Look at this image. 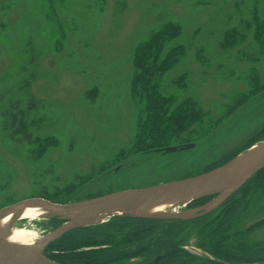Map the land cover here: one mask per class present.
I'll return each mask as SVG.
<instances>
[{
    "label": "rangeland",
    "instance_id": "1",
    "mask_svg": "<svg viewBox=\"0 0 264 264\" xmlns=\"http://www.w3.org/2000/svg\"><path fill=\"white\" fill-rule=\"evenodd\" d=\"M167 24L180 33L162 56L176 47L183 54L159 90L204 117L169 145L194 147L143 158L131 150L140 109L130 96L134 54ZM263 31L264 0H0V211L192 178L261 141L247 146L264 131ZM257 192L220 231L226 254L254 257L234 264H264V190ZM30 223L38 235L55 229ZM195 225L177 244L201 253Z\"/></svg>",
    "mask_w": 264,
    "mask_h": 264
},
{
    "label": "trees",
    "instance_id": "2",
    "mask_svg": "<svg viewBox=\"0 0 264 264\" xmlns=\"http://www.w3.org/2000/svg\"><path fill=\"white\" fill-rule=\"evenodd\" d=\"M179 33L180 30L177 25L167 24L135 50L130 96L139 104L140 109L137 116L135 143L131 149L133 152L142 153V151L167 147L173 142L179 141L180 135L184 131L193 124L200 122L204 117L190 101L172 106L173 97L164 96L159 90L161 77L178 62L183 54V49L176 47L162 56L166 43L176 38ZM261 35L258 33L256 39H264V31ZM263 136L264 131H261L251 137L247 141V146L254 144ZM48 142L51 141L48 140L47 144ZM51 143L54 144V142ZM261 173L263 174L260 181H254V179H258ZM248 181L245 186L252 182L250 185L252 188L257 187L258 183H264V170ZM236 205L235 203L232 207ZM234 211L235 209L231 213L226 211L225 214L232 216ZM156 222L154 219L117 217L100 225L75 229L51 243L46 248L47 254L45 253V256L58 264H185L186 260H182V253L178 249V237L174 235L176 227L170 231L158 233L156 229L158 223ZM215 222L216 220L207 223L202 229V233L211 236L210 232L219 233L222 228H226L228 225V221L222 219L220 225L213 227ZM49 223L56 228L61 221L51 219ZM153 234V243L157 242L155 248L145 247L147 249H143L144 247H140L142 240ZM65 237L71 243L64 240ZM213 243L215 240L210 244ZM91 247L97 249L88 250ZM216 251L218 255H213L219 258L223 257L226 260L237 259L243 262L254 260V257L251 256L250 258L243 256L236 258L234 255L226 254L222 250V244ZM160 253V258L152 263L153 258ZM138 256H143V263L131 261ZM185 258L188 259L189 257L185 256Z\"/></svg>",
    "mask_w": 264,
    "mask_h": 264
},
{
    "label": "water",
    "instance_id": "3",
    "mask_svg": "<svg viewBox=\"0 0 264 264\" xmlns=\"http://www.w3.org/2000/svg\"><path fill=\"white\" fill-rule=\"evenodd\" d=\"M263 140L264 138L261 141ZM194 146V144L187 143L167 146L139 153L138 157H163L170 154L184 152ZM253 146L248 147V149ZM226 164L227 163H225L224 165ZM224 165H221L219 167H222ZM219 167L211 170L208 173L192 178L161 183L145 188L130 189L105 194L80 203H54L40 198L28 199L16 203L13 206L1 210L0 213L10 208L20 209L32 205H41L57 214V216L48 218V221L51 219H57L61 221V224L50 232L45 233L35 246H23L0 240V264H58L47 258L44 254L45 249L51 243L55 242L66 233L75 229L99 225L89 224L87 219H89L90 217H94L99 214H105L109 211L123 208L124 206L133 204L135 202L153 200L169 196L188 195L186 197L188 201L187 203L190 204L200 199L214 197V200L210 205L205 208H199L197 210H202L203 213L211 211L226 199H228L238 189H240L248 180L253 178L257 173L264 169V148L253 158H251L249 161H247L234 171L223 174L214 181L209 179L208 177L211 172L218 169ZM118 169L119 167L115 168L113 172L116 173ZM193 215L194 213L192 215L179 214L176 216L163 217L135 216L134 218L154 220H187ZM119 217L133 218L132 216ZM104 219L106 221L107 219H109V216H104Z\"/></svg>",
    "mask_w": 264,
    "mask_h": 264
},
{
    "label": "bare ground",
    "instance_id": "4",
    "mask_svg": "<svg viewBox=\"0 0 264 264\" xmlns=\"http://www.w3.org/2000/svg\"><path fill=\"white\" fill-rule=\"evenodd\" d=\"M101 45V44H99ZM264 148V140L258 142L251 148L238 153L234 159L227 162L226 165L219 167L211 172L209 179L216 180L219 176L234 171L241 165L253 158ZM188 195L169 196L147 201H139L123 208L109 211L105 214H99L90 217L89 224H102L105 222L104 216L108 215L109 219L119 216H176L179 214L192 215L193 211L186 210ZM57 216L56 213L41 205H32L20 209L10 208L0 213V240L11 242L23 246H35L44 235H38L33 230L28 229L27 224L30 222L44 220ZM113 216V217H110ZM107 219L106 221H108ZM28 221V222H27ZM16 222V223H15ZM26 225L18 226V223Z\"/></svg>",
    "mask_w": 264,
    "mask_h": 264
},
{
    "label": "flooded vegetation",
    "instance_id": "5",
    "mask_svg": "<svg viewBox=\"0 0 264 264\" xmlns=\"http://www.w3.org/2000/svg\"><path fill=\"white\" fill-rule=\"evenodd\" d=\"M263 173L260 174V176H258V179H254L255 180H259L260 178H262ZM252 183V182H251ZM246 185L245 184L238 190V192H235L234 194H232L228 199H226L224 202H222V204L217 207L212 209L211 211H208L206 213H203L202 210L197 211L199 208H205L208 205H210L213 200L214 197H209V198H204V199H200L196 202H192L191 204L186 206V210H191L193 211L194 215L187 219V220H156L158 223L157 224V232L160 233L161 231H170V229L176 227V231L174 233V235L176 237L179 238L180 233L182 232V230H184L185 228L188 227L189 224L193 223L195 225L196 222H198L199 220L202 221L203 218H206L208 215L213 216L210 220L206 221L203 220L200 224V222L193 226V229L195 231V235H196V241H195V245L196 248H198L201 253H195V252H188L187 249L184 246L178 245V249H180V253H182V260H186L185 264H234V262H232L231 260H222V257H217L213 254L218 255L216 252V250L218 248H220V244H222V229L220 230L221 232H216V231H212L211 236L202 233V229H204L205 225L213 220H216V222L214 223V226H218L220 225L219 223L222 222L223 220L228 221V224H230L231 222H235L236 218H237V214H238V209L239 207L246 202H252L255 198H257V196L260 195V192L257 191H263L264 190V183H258L257 187L252 188L250 185ZM237 204L236 206L232 207V205ZM235 209L234 211V215L232 216H228L225 214L226 211H229L230 213L232 212V210ZM229 213V214H230ZM228 216V217H227ZM219 218V221L218 219ZM240 220L236 221V223L238 224ZM213 223V222H212ZM217 223V224H216ZM235 223V224H236ZM211 224V223H210ZM153 226V225H151ZM155 226V223H154ZM58 227V226H57ZM56 227V228H57ZM213 240H215V243L210 244ZM154 234L152 236H150L149 238L143 239L142 242L140 243V247H144L143 249H147L145 247H148L150 249L155 248V244H157V242H154ZM220 241V242H218ZM218 242V243H217ZM213 247H210V246ZM161 253L158 254L157 256H155L153 258V262L154 263L158 258H160ZM185 256L189 257L188 259L185 258ZM220 256V255H219ZM208 258H212L213 260H208ZM215 258H217L219 260V262H213L215 260ZM189 260V261H187ZM131 261H136L138 263H143L144 262V258L143 256H138L135 259H132ZM178 264V263H176Z\"/></svg>",
    "mask_w": 264,
    "mask_h": 264
}]
</instances>
